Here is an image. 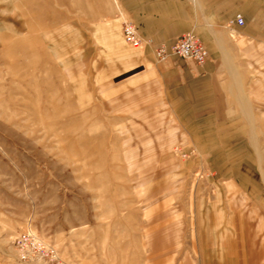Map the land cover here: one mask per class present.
<instances>
[{"label":"rangeland","instance_id":"374dc122","mask_svg":"<svg viewBox=\"0 0 264 264\" xmlns=\"http://www.w3.org/2000/svg\"><path fill=\"white\" fill-rule=\"evenodd\" d=\"M58 20L36 16L0 49V264H202L211 207L231 206L214 210L215 235L236 210L264 216L251 194L219 192L224 177L190 164L194 148L169 142L170 114L144 113L139 80L128 83L141 51L104 78L108 56L87 30L62 37Z\"/></svg>","mask_w":264,"mask_h":264},{"label":"crops","instance_id":"0c3cea01","mask_svg":"<svg viewBox=\"0 0 264 264\" xmlns=\"http://www.w3.org/2000/svg\"><path fill=\"white\" fill-rule=\"evenodd\" d=\"M237 14L242 25L234 22ZM36 16L59 18L67 40L69 34L76 31L79 38L87 30L89 46L110 60L99 70L104 78L142 62L141 51L140 78L127 82L139 80L134 87L144 90V113L158 118L170 114L167 138L186 147L185 152L195 149L189 163L224 177L219 192L242 190L251 194L252 208L264 210V154L259 148L264 138V0H0V49L19 40L25 26H35ZM122 16L134 22L145 42L150 40L141 50L124 41ZM187 32L197 33L206 45L203 64L173 54L158 60L156 47H170ZM83 85L78 82V89ZM99 87L113 90L110 83ZM233 203L241 204L237 199ZM221 204L211 207L203 222L199 217L202 264L226 257L235 264H264V216L236 210L215 235L214 221H220L222 212L217 217L214 210L231 207Z\"/></svg>","mask_w":264,"mask_h":264},{"label":"built area","instance_id":"2783aa9c","mask_svg":"<svg viewBox=\"0 0 264 264\" xmlns=\"http://www.w3.org/2000/svg\"><path fill=\"white\" fill-rule=\"evenodd\" d=\"M234 22L238 25H242L244 23L243 17L240 14H237ZM122 36L126 43L133 46L134 48L141 50L146 42H150L147 40L146 42L139 36L137 27L134 22L125 18L122 21ZM155 54L158 60H165L170 55H177L182 58H188L195 61L197 64H203L208 56V50L200 36L195 32H187L179 36L176 41L170 46L166 47L164 45H160L155 48ZM192 152V151H191ZM183 156H187L188 153H183ZM28 234H22L20 240L23 241V245H27ZM36 242L41 243L40 241ZM42 244V243H41ZM47 248V247H46Z\"/></svg>","mask_w":264,"mask_h":264},{"label":"bare ground","instance_id":"6f19581e","mask_svg":"<svg viewBox=\"0 0 264 264\" xmlns=\"http://www.w3.org/2000/svg\"><path fill=\"white\" fill-rule=\"evenodd\" d=\"M214 264H235L233 261H229V259L226 257V259L223 262L214 263ZM237 264V263H236Z\"/></svg>","mask_w":264,"mask_h":264}]
</instances>
